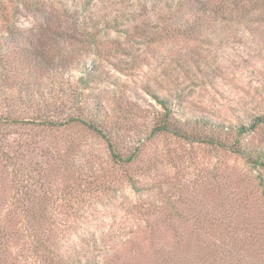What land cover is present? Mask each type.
<instances>
[{
	"label": "rangeland",
	"instance_id": "1",
	"mask_svg": "<svg viewBox=\"0 0 264 264\" xmlns=\"http://www.w3.org/2000/svg\"><path fill=\"white\" fill-rule=\"evenodd\" d=\"M39 1L41 12L20 6L13 34L0 17V116L21 121L0 125V264H264V168L216 145L264 147V125L242 137L236 129L264 115L263 18L231 0L221 13L217 0H183L179 16L171 0H93L95 13L123 25L100 55L63 16L86 0ZM0 3L11 10L16 0ZM136 25L146 38L130 36ZM153 94L175 107V131L191 140L155 132ZM72 119L99 124L124 157L140 148L135 163H113L81 126L36 124ZM16 190L30 206L40 202L31 190L46 195L28 228L39 229L38 245L20 230Z\"/></svg>",
	"mask_w": 264,
	"mask_h": 264
},
{
	"label": "trees",
	"instance_id": "2",
	"mask_svg": "<svg viewBox=\"0 0 264 264\" xmlns=\"http://www.w3.org/2000/svg\"><path fill=\"white\" fill-rule=\"evenodd\" d=\"M104 1L105 0H100L99 3H103ZM188 1L190 3H195L196 5L198 4L200 5L205 2L204 0H188ZM217 1L218 3L220 2L219 3L220 6H219V12L218 11L216 12L221 13L222 11L225 10V7L227 4L225 5L224 0H217ZM92 2L93 0H86V1L81 2L80 4L73 5L74 6L73 8L64 6L62 7L63 16L64 14H66L67 16L72 17V20L78 26L81 33L87 37L91 47H93L98 52V54L101 55V54H104L103 52L104 48H102L103 45L114 44V42H112V39L110 38V33L118 31L119 28L123 26L121 23L122 18L119 17L115 19H109L106 16H101L100 14L95 13L93 9L97 7L99 3L93 4ZM228 3H230V5L234 8V10L236 8L237 9L244 8L246 10L247 8L250 7L252 8V10L255 11L257 16L262 17L264 21V0H231ZM186 5L187 4L185 5L183 4V0H171V2L168 5H166V9L169 10L170 14L173 13L175 16H179L180 14L178 12L184 9L186 10L185 8ZM20 6L29 12H36V11L41 12L42 11V8H41L42 2H40L39 0H16V4L13 6L11 10L8 9L6 4L0 3V17L5 23V27H4L5 30L11 34L14 33L15 17L18 14V10L20 9ZM216 6L213 7L215 8L214 11L218 10L217 9L218 6L217 7ZM186 11H188V9ZM182 27L184 29L180 32H183V34H185V33H189L192 30V28L194 27V24L191 25L190 22L188 21L187 24L185 26L182 25ZM129 30L130 31L128 32L131 33L130 36H132L133 38L134 36L146 38L147 33H148L145 29L141 28L138 25L131 27ZM175 32H179V31L174 29L173 33L176 34ZM109 48H110L109 50H113L112 47H109ZM113 52L115 54H118L117 50H114ZM152 96L162 108V112L158 114L160 115L161 122L159 126L157 127V129H155V132H157L158 130L163 131V132H168V133L171 132L178 138H181V139L190 138L191 140V137H188L185 133H182L180 131H175V128H174L175 125L173 122H176V123L179 122V119L177 118V110L175 109V107L167 100L160 98L158 95L153 94ZM10 118L11 117H8V116L6 117L5 115L0 116V125L21 124V121H15V119H10ZM170 122H172V124ZM36 124H38L37 126L39 128H43L46 130H57L60 128L68 127L70 125H78L83 128H86L94 132L95 134L99 135L105 141L106 146H107L106 149L109 154L108 156L110 160L113 163L117 165H123L124 167L130 166L131 164L135 163L140 153V148H136L134 152L128 154L127 157L122 156L116 150L114 141L112 137L109 136L110 134L108 135L107 131H105L102 127H100L99 124L90 123L84 120H74V119L69 120L66 123L46 121V122L36 123ZM262 125H264V115L261 114V115L255 116L254 119L252 120V123L248 127L244 125L237 126L236 127L237 134L240 137H242V135L247 134L249 132H257L260 126ZM171 126L174 128L173 129L174 131L172 130ZM204 142L209 143V141H204ZM216 145L223 150H226V151L232 152L235 155L241 156L254 170H261L264 168V147L262 146H259L256 148L248 144L246 146H243L241 145L240 141H237V143L231 144L228 139H224V138L218 139ZM17 158L18 157H15L14 159L9 158V160H12L15 165ZM92 171L94 174L98 173V169L96 170L92 169ZM131 186L135 191L139 190L136 187V183L134 181H131ZM16 191L13 195V199L16 201H19V203L21 204V207H19L20 209H18L17 211V215L21 217L20 220H18V222L19 223L23 222L21 223V225L23 226L24 224L27 225L26 229L23 228L20 230H25L24 233L31 237V241H32L31 245L34 246L33 241H36V239L38 238L39 233L37 232H39L38 231L39 229H37V231H32V230L30 231L28 228L31 226H35V224L37 223L39 224L40 220L44 216L46 212V208L37 206V205L44 200V197H46V195L45 193L43 195H39L37 190H31V192L35 195V197L34 195H32L33 198L38 199L40 202H35L32 206H30V205H25L22 202L27 199L26 196H22L21 193L19 196L18 191L17 192ZM30 199L31 197L28 196L27 201L30 202ZM161 208L162 209L158 208L154 210L153 207H149V208H146V213L149 214L150 216H156L157 214H161L164 212L163 211L164 207L162 206ZM177 213L178 212L176 211L175 207H172L169 205V209H168V212L166 211V215L171 216L173 214L177 216ZM148 225L149 226L147 227L149 229V236L153 237L152 234L156 232L155 227L157 226V223L155 221L154 222L151 221ZM36 244H37V241H36ZM44 250L46 251L45 247H44Z\"/></svg>",
	"mask_w": 264,
	"mask_h": 264
}]
</instances>
